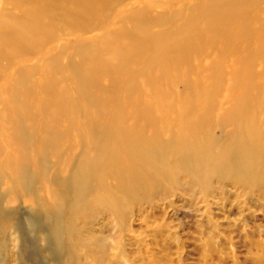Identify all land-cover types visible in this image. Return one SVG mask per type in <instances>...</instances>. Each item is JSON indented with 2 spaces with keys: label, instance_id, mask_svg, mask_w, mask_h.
<instances>
[{
  "label": "rangeland",
  "instance_id": "rangeland-1",
  "mask_svg": "<svg viewBox=\"0 0 264 264\" xmlns=\"http://www.w3.org/2000/svg\"><path fill=\"white\" fill-rule=\"evenodd\" d=\"M201 2L130 0L124 11L115 4V20L104 11L97 19L109 20L113 26L107 30H86L91 18L80 23L81 29H69L73 21H59L54 37L44 36L45 30L40 32L45 43L32 48L36 55L18 62V70L37 65L48 50L55 55L83 44L99 57L100 43L118 29L122 12L141 8L159 18L176 13L177 18L166 27L173 31L183 23V13ZM20 11L11 0H0V20L21 19ZM256 12L264 26V1ZM125 24L128 33L131 26ZM220 42L217 50L209 45L195 46L193 55L181 59L178 76H164L160 92L166 106H156L154 115L158 129L168 133L155 147L162 156L168 152V167L164 163L154 166L156 180L151 188V183L143 180L135 182L132 193L124 192V184L108 176V187L117 201L92 203L76 219L65 208L63 248L59 250L46 247L44 209L36 200H26L11 190L10 196L16 195L18 201L0 207V264H264L263 43L256 31L243 41L227 36L224 44ZM10 64L7 59L0 63L3 101L8 98L6 83L16 78L13 62L12 72ZM147 67L146 62L138 71ZM34 78L39 81L40 76ZM134 80L132 99L139 109L142 97H148L151 90L143 85V79ZM164 112L168 113V125L162 122ZM182 123L186 125L183 128ZM180 134L188 141L181 156L172 144ZM145 159L143 166L153 161L151 154ZM4 183L2 194L12 189L8 180ZM35 186H41L40 180ZM91 189L95 191L93 186ZM40 192L47 201V193Z\"/></svg>",
  "mask_w": 264,
  "mask_h": 264
},
{
  "label": "bare ground",
  "instance_id": "bare-ground-1",
  "mask_svg": "<svg viewBox=\"0 0 264 264\" xmlns=\"http://www.w3.org/2000/svg\"><path fill=\"white\" fill-rule=\"evenodd\" d=\"M128 1L11 0L23 12L22 18L0 20V63L9 60L12 72L13 62L16 77L4 87L8 98L0 99V191L5 180L12 186L7 193L0 192V207L18 201L16 195L10 196L11 190L36 200L44 209L47 230L43 233L49 249L63 248L65 208L76 219L92 203L117 201L108 176L132 193L135 182L147 180L151 188L157 163L168 167V152L162 156L155 147L168 131L158 129L154 108L166 106L160 92L164 76L176 75L181 59L193 55L195 46L217 50L216 44H224L227 36L243 41L256 31L264 53V26L256 12L264 0H202L183 13V23L173 31L166 27L176 13L159 18L149 16L147 9L134 8L120 14V26L100 43L99 57L83 44L55 55L48 50L37 60L40 63L18 70L17 63L35 56L32 48L45 43L42 30L51 38L59 21H73L69 29H81L80 23L90 18L86 30H107L113 25L98 21L100 12H110L109 19L115 20L114 5L124 11ZM125 23L131 26L128 33ZM146 62L148 67L138 71ZM135 77L151 90L149 100L142 97L139 109L132 99ZM167 114L162 118L166 125ZM172 144L181 156L188 145L186 135L180 134ZM149 154L153 161L143 166ZM40 189L47 193V201Z\"/></svg>",
  "mask_w": 264,
  "mask_h": 264
}]
</instances>
